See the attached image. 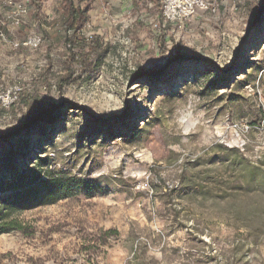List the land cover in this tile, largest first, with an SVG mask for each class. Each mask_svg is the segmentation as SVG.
Listing matches in <instances>:
<instances>
[{
    "label": "rangeland",
    "instance_id": "rangeland-1",
    "mask_svg": "<svg viewBox=\"0 0 264 264\" xmlns=\"http://www.w3.org/2000/svg\"><path fill=\"white\" fill-rule=\"evenodd\" d=\"M6 1L0 96L20 91L0 98V128L24 119L21 92L52 96L55 118L0 139V182L72 186L15 214L0 264H264L262 0H209L181 24L159 0H94L85 34L103 47L84 66L69 62L61 0L38 14L18 0L19 25Z\"/></svg>",
    "mask_w": 264,
    "mask_h": 264
},
{
    "label": "trees",
    "instance_id": "trees-1",
    "mask_svg": "<svg viewBox=\"0 0 264 264\" xmlns=\"http://www.w3.org/2000/svg\"><path fill=\"white\" fill-rule=\"evenodd\" d=\"M38 12L41 10V3L39 0H32ZM61 0V17L63 29L68 34V41L70 44L71 57L69 62H80L82 66L89 64V58L93 52L99 51L103 47V42L100 35L92 34L87 36L85 28L90 22V10L94 0ZM254 18L259 19L264 12V0L257 3L252 8ZM176 48L181 50L182 45L176 44ZM76 50V51H75ZM72 71L69 74L60 75V82H67L71 80ZM61 84V83H60ZM20 100L25 106V117L19 121L14 127L9 126L5 129L0 128V139L15 136V134H23L37 127L39 123L47 120H54L55 103L52 101V96L48 95L47 100L40 96H33L29 93H20ZM20 135V136H21ZM18 174V173H16ZM35 174L34 169L30 170L29 175ZM36 179L27 182L22 179L18 184L13 182L8 185L0 182V235L10 232L15 229H22V225L15 218V214L21 210L34 206L35 204H52L57 202L66 192L62 190H71L72 179L63 180L59 176H54L49 172L48 178H41V174L35 176ZM39 179V183L33 185L34 180ZM24 180V181H23ZM75 185L82 183L81 180L76 181ZM78 182V184H77ZM41 185V187H39ZM36 199H39L36 201Z\"/></svg>",
    "mask_w": 264,
    "mask_h": 264
},
{
    "label": "built area",
    "instance_id": "built-area-1",
    "mask_svg": "<svg viewBox=\"0 0 264 264\" xmlns=\"http://www.w3.org/2000/svg\"><path fill=\"white\" fill-rule=\"evenodd\" d=\"M146 4H150L152 0H142ZM77 2V1H76ZM161 6V15L165 23L181 24L190 17L196 15L199 10L209 9L212 5L209 0H159ZM6 4L9 7L10 17L14 20L13 24H20L23 13L26 9L22 1L7 0ZM109 4V2H108ZM131 12V10L129 11ZM1 22V21H0ZM2 24V25H1ZM154 27H158V23H153ZM9 24L5 26L4 22L0 23V38L6 39L7 29ZM41 42L39 36L30 37L25 44L38 46ZM20 88L15 86L10 88L6 93H3L0 98L4 105H10L17 97Z\"/></svg>",
    "mask_w": 264,
    "mask_h": 264
}]
</instances>
